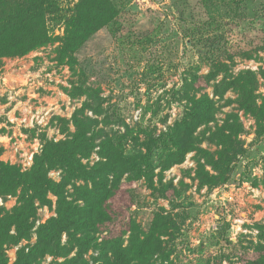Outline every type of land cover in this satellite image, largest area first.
Instances as JSON below:
<instances>
[{
  "label": "rangeland",
  "instance_id": "rangeland-1",
  "mask_svg": "<svg viewBox=\"0 0 264 264\" xmlns=\"http://www.w3.org/2000/svg\"><path fill=\"white\" fill-rule=\"evenodd\" d=\"M109 1L114 18L74 53L63 41L79 0H51L50 42L0 58V163L27 171L45 140L74 132V115L95 118L119 151L145 156L141 170L124 175L108 211L116 233L131 220L160 240L151 264H264V0ZM246 72L255 76L247 92L214 94ZM206 96L214 121L195 131L182 163L165 168L168 129ZM96 161L94 152L89 163ZM205 173L217 184L206 185ZM4 190L0 215L17 199ZM54 208L37 209L30 240L6 248L7 264L34 244ZM96 256L90 250L85 260ZM61 261L46 256L41 264Z\"/></svg>",
  "mask_w": 264,
  "mask_h": 264
},
{
  "label": "trees",
  "instance_id": "trees-1",
  "mask_svg": "<svg viewBox=\"0 0 264 264\" xmlns=\"http://www.w3.org/2000/svg\"><path fill=\"white\" fill-rule=\"evenodd\" d=\"M51 13V0H0V58L22 57L46 46L50 42L46 16ZM115 15L109 0H79L71 31L63 41L64 51L74 53ZM254 83L255 76L246 72L216 85L214 94L220 96L227 89L247 92V86ZM214 104L207 96L192 100L182 119L168 129L164 144L172 149L164 159L165 168L182 163L195 148L194 133L214 121ZM72 123L74 132L65 140L44 141L29 170L21 172L16 166L0 163V191L5 189L6 194L17 197L16 205L0 215V264L8 263L7 247L30 240L37 209L53 204L55 216L36 228L34 244L19 248L13 264H41L46 256L62 259L55 264H89L85 255L90 250L97 253L92 264H151L160 240L153 234H141L131 220L126 229L116 233L108 211V202L117 194L124 175L141 170L145 156L138 160L119 151L111 137L100 134L95 118L74 115ZM94 152L98 161L90 165ZM51 171L60 173L59 181L48 177ZM204 178L210 187L217 184L207 173ZM49 196L55 198L54 203ZM111 226L112 233L100 238Z\"/></svg>",
  "mask_w": 264,
  "mask_h": 264
}]
</instances>
